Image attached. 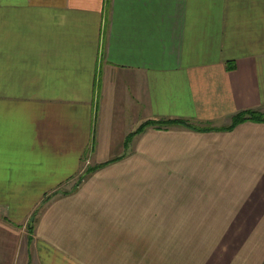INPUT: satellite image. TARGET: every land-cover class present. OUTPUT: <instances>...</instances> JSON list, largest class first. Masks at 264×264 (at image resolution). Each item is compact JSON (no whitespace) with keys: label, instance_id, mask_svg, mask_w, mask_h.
Returning <instances> with one entry per match:
<instances>
[{"label":"crops","instance_id":"1","mask_svg":"<svg viewBox=\"0 0 264 264\" xmlns=\"http://www.w3.org/2000/svg\"><path fill=\"white\" fill-rule=\"evenodd\" d=\"M245 110L264 0H0V264H264Z\"/></svg>","mask_w":264,"mask_h":264},{"label":"trees","instance_id":"2","mask_svg":"<svg viewBox=\"0 0 264 264\" xmlns=\"http://www.w3.org/2000/svg\"><path fill=\"white\" fill-rule=\"evenodd\" d=\"M234 123H237L241 120H245V119H255V120H262L264 119V116L260 115L259 113L252 111V110H245V111H240L237 114L234 115ZM170 122H178L184 125H189V123L183 119H162V120H154V119H150L147 121H144L143 123H141L137 129L133 132H137L140 131L141 129H143L146 125L149 124H168Z\"/></svg>","mask_w":264,"mask_h":264},{"label":"rangeland","instance_id":"3","mask_svg":"<svg viewBox=\"0 0 264 264\" xmlns=\"http://www.w3.org/2000/svg\"><path fill=\"white\" fill-rule=\"evenodd\" d=\"M30 222H26V223H24V225H27V224H29Z\"/></svg>","mask_w":264,"mask_h":264}]
</instances>
